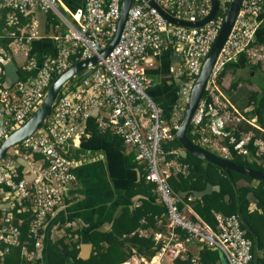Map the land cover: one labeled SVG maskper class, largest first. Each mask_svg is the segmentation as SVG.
<instances>
[{"label":"built area","instance_id":"1","mask_svg":"<svg viewBox=\"0 0 264 264\" xmlns=\"http://www.w3.org/2000/svg\"><path fill=\"white\" fill-rule=\"evenodd\" d=\"M228 1L218 0L214 16L200 25H183L167 21L146 0H132L119 37L106 56L79 71L89 69L85 76L73 77L74 74L62 83L46 118L19 141L23 150L15 143L0 158V263L8 246L19 243L13 210L30 211L28 231L36 238L32 249L21 245L20 254L26 259L35 256L40 244L39 229L62 204L64 188L74 178L71 172L74 158L66 151V138L76 130L79 119L104 104L108 108L107 116L99 124L132 148L133 159L144 165V178L153 183L152 190L164 207L162 229L148 233L154 240L152 254L147 258L132 254L114 264H174L175 258L186 255L188 244L197 249L203 246L218 249L226 264H252L251 239L244 235L235 213L217 215L216 224L211 227L191 209V195L183 197L167 184V171L160 163V143L174 135L171 128L175 129L178 123L168 125L161 117V107L146 91L152 82L143 69L148 54L154 55L167 46L176 47L182 66L179 75H184L179 96L185 102ZM120 2L83 0L81 6L69 9L60 0H0L4 23L13 27L6 32L19 45L34 36L32 28L22 30L19 16L35 8L50 11L62 26L54 36L57 41L54 52L39 61L28 60L33 72L10 83L0 82V142L35 110L54 75L71 63L97 53L114 29ZM155 2L172 16L190 21L205 16L210 7L209 0ZM261 13H264V0H241L216 55L204 89L208 101L200 98L190 121L199 126L204 119V126H199L204 142L217 144L216 139L226 135L225 126L239 120L257 127L253 117H245L235 109L215 84L214 77L239 54L264 68V42L255 43ZM3 53L0 46V56ZM251 135L247 131L237 140L230 137L229 141H233L237 152L244 153L243 144ZM253 144L256 154L264 153V139L255 137ZM218 148L226 152L224 146ZM34 153L39 156L34 157ZM146 231V228L136 229L138 235L147 234ZM195 255L189 257L191 262L195 261Z\"/></svg>","mask_w":264,"mask_h":264},{"label":"trees","instance_id":"2","mask_svg":"<svg viewBox=\"0 0 264 264\" xmlns=\"http://www.w3.org/2000/svg\"><path fill=\"white\" fill-rule=\"evenodd\" d=\"M220 11H217L219 14ZM55 20V19H54ZM22 22H28V18L23 15L19 16V25ZM4 23L3 10L0 9V46L4 51L8 50V43L12 40V36L7 34L8 29ZM16 32H18L16 30ZM256 33V32H255ZM255 43H263L264 36L261 38L255 37ZM5 53V52H4ZM247 65L252 72H257L260 64L247 62ZM224 67L214 77L215 84L226 95H230V99L236 104L238 109L243 105H250L249 111H242L245 117L255 116L258 122V128L250 125L244 120H239L236 123L226 125V135L219 139V143L226 148V155L232 160L241 163L247 167L264 171V153L256 154V146L253 144L255 137L264 139V84L258 81L260 90L244 89L237 86V79L231 80L227 87L221 85V78L224 73ZM264 80V74H260ZM0 74V82L2 80ZM184 80V78H183ZM182 80V81H183ZM241 92L242 103L236 102L232 97V91L238 90ZM207 91L204 90L202 98L208 101ZM234 96V95H233ZM163 113L161 117L169 125L172 113V106L164 114L166 106H160ZM251 114V115H249ZM180 118L177 122H179ZM199 126H204V119ZM199 126L193 125L191 122L186 127V134L191 141L210 149L201 139ZM174 128L171 131L174 133ZM250 131L252 135L248 141L243 144L245 152H237L233 148V141H229L230 137L237 140L242 133ZM115 141L122 142L120 137L113 135ZM17 142L20 150H23ZM162 150V161L174 160L178 162L183 169H170L166 175V182L172 190L179 192L183 197L193 194L196 191L203 190L207 185H216V189L204 192L200 196H194L189 200L191 209L207 224L214 227L216 224V214L229 215L235 213L236 201L233 187L225 173L215 164L202 160L190 152L181 155L176 152V149L181 145L178 139L173 135L170 139H163L160 143ZM213 152H216L213 150ZM34 157L39 156L38 153L33 154ZM136 162V161H135ZM138 163V162H137ZM141 173L137 181L132 182L126 190L128 194H139V203L133 207L123 205L120 207L117 214L112 218L110 227L106 230L93 229L88 232V239L93 248L88 257L81 258L77 256V242L69 240L64 242V238L56 239L52 246L45 250L42 257L33 256L26 259L20 254L21 245L27 249H32L35 238L28 231V221L31 216L28 209L15 211L13 210V223L19 228V243L9 245L7 251L3 255V260L0 264H114L128 258L130 255H142L145 258L149 257L154 251V240L150 234L138 235L137 228H145L151 226L153 228L162 229L164 221V207L158 201L153 188V183L144 178V165L139 163ZM194 166H201L202 172L193 169ZM233 180L236 183L239 195L240 213L247 222L251 230L257 237V260L256 264H264V180H256L252 182L251 177L240 174L236 171H230ZM250 200L255 201L256 208L249 210L248 203ZM27 204V202H26ZM160 218V223L157 219ZM142 219V221H141ZM244 230V235L251 239V253L253 241L251 234ZM41 231V229H39ZM193 254L189 251L183 257L175 258L174 264H220L218 253L210 247H200L197 250L196 259L194 262L189 260Z\"/></svg>","mask_w":264,"mask_h":264},{"label":"crops","instance_id":"3","mask_svg":"<svg viewBox=\"0 0 264 264\" xmlns=\"http://www.w3.org/2000/svg\"><path fill=\"white\" fill-rule=\"evenodd\" d=\"M82 3L83 0H60V4L69 9L81 6ZM23 16L28 18V22L21 23L22 30L28 31L32 28L34 36L25 41L23 45L12 40L8 43V50L0 56V74L3 76L1 80L3 83H10L17 78L28 76L33 72V69L28 65V60L30 58H34L36 61L41 60L52 54L57 45L54 36L62 26L54 20L50 11L35 8ZM258 17L261 20L256 29V39L264 36V13L259 14ZM23 46L26 47V50ZM247 62L244 55L239 54L226 63L223 66L225 69L221 85L227 87L231 80L238 78V87L259 91L258 81L253 78L255 72L249 69ZM181 68L179 50L173 46L162 48L154 55L148 54L143 62L144 74L152 82V85L146 89L148 95L159 106H166L164 114L172 106L169 125L174 122L178 123L177 121L181 117L178 112L180 106L179 87L184 78L183 74L179 75ZM241 71H246L247 75L245 77L236 75ZM228 73L232 77L230 81L227 79ZM252 80H255L256 85ZM263 81L262 79L259 82L264 84ZM231 95L238 103L244 101L240 99L242 94L239 89L233 90ZM225 96L236 110L247 112L251 109L250 105H243L241 109H238L236 104L231 101L230 95L225 94ZM107 111L108 108L104 104L93 108L87 116L79 119L76 130L66 138V151L74 158V163L71 166L74 178L64 188L62 204L47 218L41 228L40 244L35 251L36 257H42L45 250L60 237L64 238V242L76 241L78 253L83 248V244L88 242L91 244L87 235L89 231L108 229L112 218L121 206L133 207L139 203L140 195L128 194L126 190L132 182L139 179L140 164L133 159L130 146L115 141L114 134L99 124L100 121L106 119ZM250 117L255 119L254 115ZM254 122L256 125L258 124L256 119ZM258 127L257 125L256 128ZM208 138L211 139L212 136ZM216 142L217 144L205 141L209 150H215V153L227 156L225 151L218 148V146H222L219 143V138L216 139ZM180 150L181 147L176 149V152L179 153ZM160 163L167 173L170 169L174 171L183 169L174 160L164 162L161 160ZM193 169L202 172L201 166H194ZM252 179V182L257 180ZM216 188V185H207L203 190L190 195L193 199L194 196L198 197L200 194ZM254 208H256L255 201L250 200L248 209ZM217 215L219 214L215 216ZM157 222L160 223V218L157 219ZM145 228L147 234L150 230L157 229L151 226ZM187 248L192 254H197L198 249L195 245L188 244ZM219 263L222 264L220 260Z\"/></svg>","mask_w":264,"mask_h":264},{"label":"water","instance_id":"4","mask_svg":"<svg viewBox=\"0 0 264 264\" xmlns=\"http://www.w3.org/2000/svg\"><path fill=\"white\" fill-rule=\"evenodd\" d=\"M146 1L150 6L154 7V9L167 21L176 24H183V25H200L207 19L214 16L218 7V0H209L210 7L207 14L198 20L190 21L187 19H181L172 16L163 8H161L155 2V0H146ZM131 2L132 0H121L119 7V14L115 20L114 29L109 39L99 48L96 54H92L88 57L79 59L71 63L65 69L61 70L60 72H58L56 75L53 76V78L51 79V81L49 82L46 88L42 100L36 106L35 110L28 116V118L24 122H22L18 127L14 128L12 131H10L9 134L5 138H3V140L0 142V158L5 154L6 149L8 147L14 145L15 143L19 142L20 140L28 136L30 133H32V131L46 118L50 110L51 104L62 83H64L72 75L76 74L77 72L85 68H88L90 65L95 64L101 58L106 56V54L110 51V49L116 43L119 37L120 31L123 26V22L126 18ZM240 2L241 0L228 1V5L223 15L221 24L218 28L217 34L215 35L213 41L211 42V45L201 62L200 69L198 73L195 75L193 82L190 86L180 120L174 130V136L178 139L181 145V150L179 152L181 155H185L186 152H190L204 161L211 162L217 165L227 176L234 190V196L236 201L235 214L240 224H242L245 230L251 234V238L253 241L252 264H256L257 237L240 213V208H239L240 203H239L237 186L231 176L230 171L233 170L240 174H243L245 176L257 180H264V171L247 167L239 162L232 160L227 156L215 153L201 145H198L193 141H191L186 134V127L190 123L191 117L197 107L200 98L202 97V93L205 89V85L208 76L210 74V71L212 69L213 63L215 61L216 55L231 28L235 15L239 9ZM88 72L89 69L83 72L82 76H85ZM91 245L92 244H90L89 242L83 244V248L80 251H78L77 256L81 258L88 257L90 253V249L91 247H93ZM212 249H215L217 251L220 262H222V264H226L222 253L214 247Z\"/></svg>","mask_w":264,"mask_h":264},{"label":"rangeland","instance_id":"5","mask_svg":"<svg viewBox=\"0 0 264 264\" xmlns=\"http://www.w3.org/2000/svg\"><path fill=\"white\" fill-rule=\"evenodd\" d=\"M82 73H83V72H77L76 75H74L73 77L81 76ZM260 74H264V68H262L261 66H260L259 70H258L257 72H255V74H253V78H254L255 80H257V81L262 80V76H261ZM236 75H239V76L245 77V76L247 75V72H246V71H241V72L237 73ZM231 78H232V77H231L230 74L228 73V74H227V79L230 81ZM255 80H252V82H253V84L256 85ZM263 83H264V81H263ZM247 85H248V84H247ZM257 90H259V89L257 88ZM184 103H185V102H182V101L180 100V105H181L180 107H184ZM180 107H179V109H178V112H179L180 114H182V110H183V108H180ZM11 146H12V145H11ZM11 146H10V148H11ZM11 149H12V148H11ZM9 152H10V151H9Z\"/></svg>","mask_w":264,"mask_h":264}]
</instances>
